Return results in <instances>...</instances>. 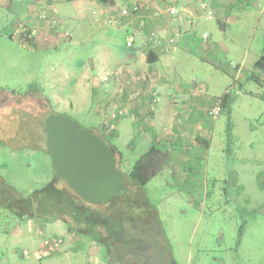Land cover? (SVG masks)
<instances>
[{"label":"rangeland","instance_id":"rangeland-1","mask_svg":"<svg viewBox=\"0 0 264 264\" xmlns=\"http://www.w3.org/2000/svg\"><path fill=\"white\" fill-rule=\"evenodd\" d=\"M21 1L0 0V96L29 94L36 89L50 100L54 111L74 119L82 128L88 130L92 125L102 124L103 118L94 111L98 106L96 101L82 94L80 101L75 103L71 97L78 91L75 81H78L79 71L70 68L67 82L64 85L56 82L55 76L62 73L63 67L52 61L60 57L64 60V52L59 53L55 49L49 53L44 50L37 52L7 38L6 31L23 18ZM246 41H239V45ZM259 42L255 39L254 46ZM253 59L251 55L247 62ZM204 68L202 70L199 64L194 68L186 67L180 74L187 80L205 81L211 77L213 84L215 81L219 87L211 85L208 88L205 85L204 92L209 95L220 94L224 84L227 86L233 82L228 73L219 70V73H210L207 67ZM259 73L258 70L245 72V78H249L245 82V92L232 105L231 112L223 111L218 117L208 113L210 119L207 117V122L214 130L208 145H199L194 153H186L182 146L174 147L170 150L172 164L145 185L158 215L145 223L133 225L138 246L130 240L129 230L123 233L119 223H110L102 212H94L98 215L93 222L79 225L75 230H71L62 218L36 215L35 233L31 238L18 241L13 254L8 256L9 264H264V185L258 184L256 176L257 170L264 168V163H261L264 159V85L260 86L255 81L261 78L257 77ZM50 92L51 97L48 96ZM118 116L117 112L116 118ZM93 129L100 133L103 127ZM102 132L108 143L116 147L118 164L124 172L148 151H145V146L141 150L130 149L128 134L121 135L116 141V132ZM117 148L124 157L119 156ZM50 157L46 139L45 146L40 149H13L0 142V175L5 183L16 189L9 193L1 191L0 201H4L7 195L12 202L19 199L18 195L47 198L48 193L36 194L35 189H45L46 183L52 180L55 171ZM48 158L50 160L47 161ZM191 161L196 162L192 166L194 171L207 180L204 187L203 181L197 183L199 188H206L207 193L192 190L188 182ZM50 189V200L56 198L59 205L66 204L64 190L56 192L52 186ZM43 203L47 207L40 213L46 215L49 206L45 199ZM1 204L0 207H10ZM36 210L39 214L37 206ZM0 218L3 220L4 216L0 215ZM97 222L104 227L108 223L113 228L112 233L106 227L103 230L106 231L105 239H109L106 245L97 240L102 233L100 228L89 235ZM120 232L122 238H129L130 242L116 240ZM53 237L63 240L55 249L44 244L46 238ZM95 244L100 247L96 255L93 253ZM25 249L28 256L23 255ZM38 252L42 253L41 258L36 257Z\"/></svg>","mask_w":264,"mask_h":264},{"label":"crops","instance_id":"crops-1","mask_svg":"<svg viewBox=\"0 0 264 264\" xmlns=\"http://www.w3.org/2000/svg\"><path fill=\"white\" fill-rule=\"evenodd\" d=\"M21 4L23 18L6 31L7 38L24 22L32 28L37 43L35 51L64 52V60L60 57L52 61L63 67L62 73L55 76L56 82L64 85L70 68L79 71L75 81L78 91L71 97L75 103L82 94L96 101L98 106L94 111L104 120L90 127H103L100 132L103 137L102 131L116 132V141L128 134V146L134 151L144 146L149 151L156 146L170 153L174 147L182 146L186 153H194L199 145H208L214 132L207 122L208 109L217 99L229 94V105L224 111L231 112L232 105L245 92V82L249 79L245 78V72L258 70L254 63L264 56V0H108L106 3L22 0ZM124 4H138V13L121 14L119 8ZM171 7L176 11L170 10ZM130 36L135 40L132 46L128 45ZM255 39L260 41L256 47ZM241 40L247 41L239 45ZM149 53L155 59L153 62L147 60ZM251 55L254 59L249 63ZM198 64L202 70L207 67L210 73L217 70L228 73L233 82L224 84L220 94L205 93V85L219 87L211 77L205 81L187 80L180 74L186 67L194 68ZM249 64L252 66L248 67ZM260 74L257 77L261 78L255 81L261 86L264 76ZM48 96L51 97V92ZM195 163L191 161V167ZM171 164L170 158L165 168L152 178ZM194 168L188 180L192 190L207 193L206 188L197 185L203 181L204 187L207 180ZM178 173L183 175L181 171ZM52 176L47 185L56 180L55 172ZM256 176L258 184L264 185V168L258 169ZM1 191L9 193L16 189L0 175ZM18 198L20 206L18 200L11 204L10 195L0 201V205L12 207H0V215L4 216L3 220L0 218V264H9L8 256L13 254L18 241L35 233L34 217L47 216L36 213L31 197L18 195ZM99 248L95 244V255ZM25 250L23 255L28 256ZM40 254L36 257L41 258Z\"/></svg>","mask_w":264,"mask_h":264},{"label":"trees","instance_id":"trees-1","mask_svg":"<svg viewBox=\"0 0 264 264\" xmlns=\"http://www.w3.org/2000/svg\"><path fill=\"white\" fill-rule=\"evenodd\" d=\"M100 1L106 3V0ZM9 38L28 49L34 50L37 48L32 28L27 24H19L17 30L9 35ZM147 60L148 62H153L155 59L149 53ZM254 67L260 70L264 76V56H261L254 63ZM32 92L15 96L13 94L0 96V142L9 145L13 149L24 147L40 149L45 146V120L50 113L55 111L48 98L38 95L36 89H33ZM229 97V94H225L220 98L225 108H228ZM88 130L95 131L93 128ZM97 133L99 132L97 131ZM111 146L116 157H118L115 146ZM169 161L170 153L153 146L149 151L139 156L128 171L123 172V178L128 190L124 194L113 197L108 202L91 203L75 191L66 180L56 176V183L54 181L46 185L42 191L40 190L41 192L44 191L43 194L48 193V196L46 195L47 198H44L49 206L46 215L53 219L62 218L71 230H75L79 225L85 226L93 222L97 218L95 216L102 212L105 217L109 218L110 223L113 224V221H117L119 223L118 227L121 228L123 233L129 230L128 232L131 234L130 240L135 242L134 244L136 245L138 236L136 231L132 229L133 225L137 222L145 223L158 215V209L150 201L145 185L152 177L165 168ZM119 168L122 169L120 166ZM51 186L55 188L56 192L64 190L63 196L66 204L59 205L56 198L50 200L49 192ZM40 191L37 190L35 193H41ZM31 199L34 205L38 207L39 212H42L44 207H47L40 195H33ZM12 203L14 204L11 200ZM17 205H19V200ZM57 208L62 209L58 210ZM94 212L100 213L94 215ZM95 226L96 228L89 235H93L94 230L100 228L102 233L98 235L100 238L97 240L106 245L108 238L105 239L104 234L106 231L103 230H106V227L108 228L107 231L112 233L113 228L108 223L104 227L102 223L97 222ZM115 239L119 240L120 243H123V241L130 242L129 238L127 240L122 238L121 232Z\"/></svg>","mask_w":264,"mask_h":264},{"label":"water","instance_id":"water-1","mask_svg":"<svg viewBox=\"0 0 264 264\" xmlns=\"http://www.w3.org/2000/svg\"><path fill=\"white\" fill-rule=\"evenodd\" d=\"M46 145L56 175L91 203L128 190L112 146L99 133L58 112L45 120Z\"/></svg>","mask_w":264,"mask_h":264},{"label":"built area","instance_id":"built-area-1","mask_svg":"<svg viewBox=\"0 0 264 264\" xmlns=\"http://www.w3.org/2000/svg\"><path fill=\"white\" fill-rule=\"evenodd\" d=\"M170 10L172 11H176L175 7H171ZM139 11V5L138 4H133V5H122V7L120 8V12L123 15H133L138 13ZM209 15H211V12H208ZM133 42H135L134 37L130 36L129 40H128V45L132 46V44H134ZM224 111V107H223V103H222V99H218L217 102L214 104V106L209 110V114H211L213 117H218L222 112ZM63 240L62 238H58V237H53V238H46L44 240V244L49 246L52 249L58 248L61 244H62ZM27 251L25 250V253Z\"/></svg>","mask_w":264,"mask_h":264}]
</instances>
